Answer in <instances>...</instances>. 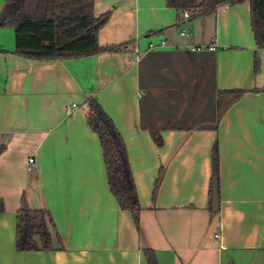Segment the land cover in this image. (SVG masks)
Segmentation results:
<instances>
[{
  "label": "crops",
  "instance_id": "1",
  "mask_svg": "<svg viewBox=\"0 0 264 264\" xmlns=\"http://www.w3.org/2000/svg\"><path fill=\"white\" fill-rule=\"evenodd\" d=\"M106 12L98 44H132L78 59L26 60L0 27V264H148L144 249L158 264H264V49L255 72L249 1L179 24L165 0H94ZM90 97L124 141L139 230L109 191ZM21 197L51 215L52 250L16 251Z\"/></svg>",
  "mask_w": 264,
  "mask_h": 264
},
{
  "label": "trees",
  "instance_id": "2",
  "mask_svg": "<svg viewBox=\"0 0 264 264\" xmlns=\"http://www.w3.org/2000/svg\"><path fill=\"white\" fill-rule=\"evenodd\" d=\"M241 0H165L166 7L177 13V23L188 13V19L213 14L224 5ZM250 27L256 44L254 70L258 71V51L264 49V0H248ZM94 0H4L0 27L14 29L15 53L29 61L49 62L78 59L101 53H112L127 48L132 41L118 46L102 47L98 44V31L107 22L109 13L94 16ZM243 90L229 91L236 97ZM85 120L97 135L105 166L107 184L119 208L131 214L136 230H139L140 207L124 141L110 117L98 102L90 97L85 102ZM216 129V126H214ZM154 143L162 146L157 132H151ZM5 147L0 145V154ZM161 172L156 179L158 185ZM216 188L218 201V163L213 155V172L210 186ZM4 205L0 198V213ZM15 249L18 252L52 250L54 226L51 215L42 209L32 210L21 197L16 211ZM148 264H158L155 252L144 249Z\"/></svg>",
  "mask_w": 264,
  "mask_h": 264
},
{
  "label": "built area",
  "instance_id": "3",
  "mask_svg": "<svg viewBox=\"0 0 264 264\" xmlns=\"http://www.w3.org/2000/svg\"><path fill=\"white\" fill-rule=\"evenodd\" d=\"M183 19L187 20L188 19V13L185 12L183 14ZM180 36H185L186 35V30L181 29L179 32ZM166 44L164 41H161L159 44L156 45H149L150 49H158V48H162L165 47ZM191 52H199V51H213L215 49V45L214 44H210V45H189L186 46ZM75 107V105H71V106H67L66 107V112H70L73 108ZM34 167V160L33 158H29L28 159V166H27V170H30Z\"/></svg>",
  "mask_w": 264,
  "mask_h": 264
},
{
  "label": "water",
  "instance_id": "4",
  "mask_svg": "<svg viewBox=\"0 0 264 264\" xmlns=\"http://www.w3.org/2000/svg\"><path fill=\"white\" fill-rule=\"evenodd\" d=\"M217 206H218V201L216 200V188L214 186L212 189V201H211V209L213 214L216 212Z\"/></svg>",
  "mask_w": 264,
  "mask_h": 264
}]
</instances>
